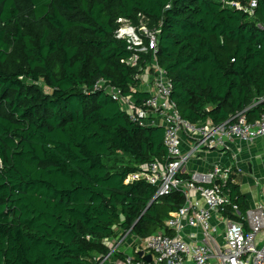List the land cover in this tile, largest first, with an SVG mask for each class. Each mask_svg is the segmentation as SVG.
I'll return each instance as SVG.
<instances>
[{
    "label": "trees",
    "instance_id": "trees-1",
    "mask_svg": "<svg viewBox=\"0 0 264 264\" xmlns=\"http://www.w3.org/2000/svg\"><path fill=\"white\" fill-rule=\"evenodd\" d=\"M142 17L160 31L158 64L182 118L264 115V0L253 18L219 0H0V264H99L108 241L146 240L184 206L182 193L154 201L147 181L128 182L166 161L165 130L133 123L96 90L104 80L150 98L115 37L118 20ZM236 173L224 187L231 220L233 205L250 209Z\"/></svg>",
    "mask_w": 264,
    "mask_h": 264
},
{
    "label": "built area",
    "instance_id": "built-area-1",
    "mask_svg": "<svg viewBox=\"0 0 264 264\" xmlns=\"http://www.w3.org/2000/svg\"><path fill=\"white\" fill-rule=\"evenodd\" d=\"M225 7L242 10L250 17L255 16L258 0H248V5L230 0H219ZM115 37L127 42L131 56L123 62L138 68L140 75L148 77L145 89L150 98L139 103L132 97L124 96L100 80L96 90L106 91L129 119L145 128H163L164 143L168 152L164 163L149 162L132 174L128 182L145 180L156 188L154 201L172 193H182L184 206L172 213L163 230L146 240H138L134 255H127L126 264H264V182L258 181L260 202L242 215L238 206L233 205L232 214L241 220L226 216L231 205L226 187L231 173L238 168L214 162L205 171L194 170L187 175L190 163L203 160L202 152L220 151L225 156L232 154L235 144H253L264 138V115L256 122H249L245 112L228 121L214 125L211 122L192 124L182 118L177 105L172 101L173 84L168 74L158 64L159 29H151L144 22L138 26L125 19L118 20ZM264 30V23L258 24ZM150 54L151 59L144 56ZM236 157V156H235ZM236 159V158H235ZM234 160V158H233ZM189 176V178H188ZM130 232L119 237L114 250L99 264L106 263L128 240ZM143 251L152 256L145 261L136 254Z\"/></svg>",
    "mask_w": 264,
    "mask_h": 264
},
{
    "label": "crops",
    "instance_id": "crops-1",
    "mask_svg": "<svg viewBox=\"0 0 264 264\" xmlns=\"http://www.w3.org/2000/svg\"><path fill=\"white\" fill-rule=\"evenodd\" d=\"M233 149L230 156H225L220 151L216 150L202 152L203 160L190 163L187 168V175H191L196 169L205 171L209 169V165L214 162H222L228 166L236 164L239 168L234 182L240 186L242 194L247 197L251 209L261 201L257 182H264V138L256 140L251 145L241 143L235 144ZM203 155L205 157H203ZM206 158L209 159V161H207ZM118 239L119 237L108 241V244L112 248L111 251L114 250ZM137 241L136 238L130 236L119 250L112 255L107 263L126 264L125 258L127 255H134V247L137 245Z\"/></svg>",
    "mask_w": 264,
    "mask_h": 264
},
{
    "label": "water",
    "instance_id": "water-1",
    "mask_svg": "<svg viewBox=\"0 0 264 264\" xmlns=\"http://www.w3.org/2000/svg\"><path fill=\"white\" fill-rule=\"evenodd\" d=\"M137 254H138L139 257H143L144 252L141 251V252H139V253H137ZM143 258H144L145 261H148V262L152 261V256H150V255L145 256V257H143Z\"/></svg>",
    "mask_w": 264,
    "mask_h": 264
},
{
    "label": "rangeland",
    "instance_id": "rangeland-1",
    "mask_svg": "<svg viewBox=\"0 0 264 264\" xmlns=\"http://www.w3.org/2000/svg\"><path fill=\"white\" fill-rule=\"evenodd\" d=\"M148 80L149 79L147 76H143V83L141 85V87H143V88H141V90H149V89H145V87H144V85H146V82H148ZM203 157H205V156L203 155ZM206 160L209 161V159H207V158H206Z\"/></svg>",
    "mask_w": 264,
    "mask_h": 264
}]
</instances>
